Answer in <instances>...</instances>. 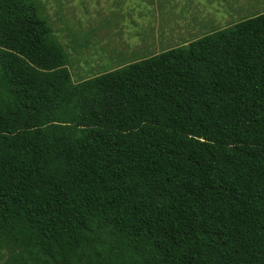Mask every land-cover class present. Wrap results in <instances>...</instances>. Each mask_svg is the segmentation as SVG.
I'll list each match as a JSON object with an SVG mask.
<instances>
[{
    "label": "trees",
    "instance_id": "obj_1",
    "mask_svg": "<svg viewBox=\"0 0 264 264\" xmlns=\"http://www.w3.org/2000/svg\"><path fill=\"white\" fill-rule=\"evenodd\" d=\"M52 25L0 0V264H264V13L77 82Z\"/></svg>",
    "mask_w": 264,
    "mask_h": 264
},
{
    "label": "rangeland",
    "instance_id": "obj_2",
    "mask_svg": "<svg viewBox=\"0 0 264 264\" xmlns=\"http://www.w3.org/2000/svg\"><path fill=\"white\" fill-rule=\"evenodd\" d=\"M39 1L64 46L74 82L187 47L264 13V0Z\"/></svg>",
    "mask_w": 264,
    "mask_h": 264
}]
</instances>
